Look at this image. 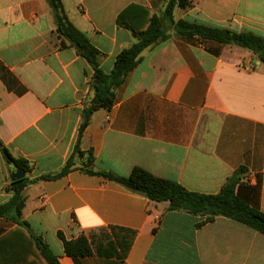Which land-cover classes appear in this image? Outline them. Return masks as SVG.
Returning <instances> with one entry per match:
<instances>
[{
	"label": "crops",
	"instance_id": "crops-1",
	"mask_svg": "<svg viewBox=\"0 0 264 264\" xmlns=\"http://www.w3.org/2000/svg\"><path fill=\"white\" fill-rule=\"evenodd\" d=\"M72 25L111 73L136 39L117 24L132 5L161 16L168 0H61ZM185 20L264 37V0H190ZM137 11V10H133ZM46 0H0V140L31 167V180L73 170L24 190L22 216H0V264H264V234L234 220L168 211L86 170L127 177L136 167L191 192L218 194L245 168L237 191L264 212V63L246 49L177 35L145 50L80 138L93 68L59 35ZM94 161L86 166L88 154ZM13 163L0 152V206L13 197ZM202 224V225H200ZM85 236L93 255L69 257ZM50 254V255H51Z\"/></svg>",
	"mask_w": 264,
	"mask_h": 264
},
{
	"label": "trees",
	"instance_id": "trees-1",
	"mask_svg": "<svg viewBox=\"0 0 264 264\" xmlns=\"http://www.w3.org/2000/svg\"><path fill=\"white\" fill-rule=\"evenodd\" d=\"M52 7L59 35L71 46L78 47L80 54L92 66L94 74L91 89L94 97L91 105L84 110V120L80 129V138L89 125L92 115L99 109H111L116 103V91L125 82L128 75L138 66L142 53L169 39L167 27H173L177 35L187 38H199L222 45L236 46L251 52L264 63V37L254 33H237L229 29L203 25L185 20L176 21V8L189 9L193 6L190 0H168L164 13L159 16L147 8L132 5L124 10L117 19L119 27L130 30L136 42L124 49L116 58L111 73L101 68V52L90 42L89 38L77 30L64 13L61 0H46ZM137 10V11H133ZM0 152L5 159L13 163L25 174L31 173V167L23 160H16L4 147L0 140ZM79 141L73 155L64 169L53 175H45L31 180L29 177L11 183L12 199L0 206V216L13 214L20 218L25 207L24 190L30 184L41 180H55L66 176L73 170L75 156H83ZM94 158L88 154L86 166L93 164ZM89 174L102 176L107 180L124 186L131 192L143 195L155 203H168V211L187 212L194 216L206 217L202 223L214 221L217 217H225L244 224L264 234V212L249 206L238 194V187L243 182L245 168L237 170L222 187L218 194H200L191 192L175 181L158 178L146 170L136 167L127 177H120L108 172L86 170ZM200 224V225H202ZM65 254L69 257H88L93 255L90 241L82 236L75 241L64 242ZM50 264H61L59 259L45 246ZM51 254V255H50Z\"/></svg>",
	"mask_w": 264,
	"mask_h": 264
},
{
	"label": "water",
	"instance_id": "water-1",
	"mask_svg": "<svg viewBox=\"0 0 264 264\" xmlns=\"http://www.w3.org/2000/svg\"><path fill=\"white\" fill-rule=\"evenodd\" d=\"M13 171L10 176L11 182H16L18 180L24 179L26 174L23 173L20 169H18L15 165H13Z\"/></svg>",
	"mask_w": 264,
	"mask_h": 264
}]
</instances>
